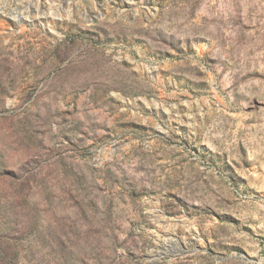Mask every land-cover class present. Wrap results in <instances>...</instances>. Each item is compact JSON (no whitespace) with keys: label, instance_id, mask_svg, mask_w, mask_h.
I'll return each instance as SVG.
<instances>
[{"label":"rangeland","instance_id":"obj_1","mask_svg":"<svg viewBox=\"0 0 264 264\" xmlns=\"http://www.w3.org/2000/svg\"><path fill=\"white\" fill-rule=\"evenodd\" d=\"M2 171L18 264H264V0H0Z\"/></svg>","mask_w":264,"mask_h":264},{"label":"trees","instance_id":"obj_2","mask_svg":"<svg viewBox=\"0 0 264 264\" xmlns=\"http://www.w3.org/2000/svg\"><path fill=\"white\" fill-rule=\"evenodd\" d=\"M15 174L13 171H2L0 172V180H7L9 182H16L19 181L17 186L19 189H17L19 192H17L16 199L18 200V203L24 207H28L32 210L35 209L34 205H31L28 201L29 197V182L30 177L32 175H29L27 173ZM21 178V179H20ZM17 183V182H16ZM14 207L11 209L12 211H15L17 209L16 203H14ZM34 222V221H33ZM27 223V222H26ZM24 232H28V228H24ZM22 232V233H24ZM19 234H21L19 232ZM19 234L15 233H1L0 232V264H18L19 262V255L20 252L23 251L21 246L22 241L24 240V236H21ZM37 238H41L40 235L36 236Z\"/></svg>","mask_w":264,"mask_h":264}]
</instances>
